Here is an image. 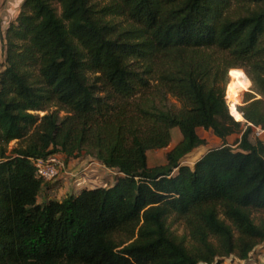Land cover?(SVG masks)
I'll use <instances>...</instances> for the list:
<instances>
[{
    "label": "trees",
    "instance_id": "obj_1",
    "mask_svg": "<svg viewBox=\"0 0 264 264\" xmlns=\"http://www.w3.org/2000/svg\"><path fill=\"white\" fill-rule=\"evenodd\" d=\"M229 72L251 87L244 122ZM249 124L264 130V0H25L0 65V264H247L264 245ZM200 128L223 146L190 166ZM51 155L89 156L116 182L52 198L33 164Z\"/></svg>",
    "mask_w": 264,
    "mask_h": 264
},
{
    "label": "crops",
    "instance_id": "obj_2",
    "mask_svg": "<svg viewBox=\"0 0 264 264\" xmlns=\"http://www.w3.org/2000/svg\"><path fill=\"white\" fill-rule=\"evenodd\" d=\"M24 1L25 0H0V65L3 62V38L5 36V30L8 28V26L12 22H15L17 20ZM173 132L174 131H172V134ZM203 132L205 133V132H210V131H205L204 129H201V128L198 129V134L200 135V137ZM176 139L179 143L182 139V135L180 137V135L177 134ZM259 140L263 141L262 139H259ZM170 148H171V145H170ZM154 152H157V151H154ZM154 152L148 153V159L150 156L149 154L154 153ZM79 159L80 158L71 159L67 162L66 164L67 167L65 168L63 175L60 177V179H58L62 181V185H60V188H61L60 191H62L65 194L67 193V195H65L63 198L58 196L55 199L63 200L64 198L68 196L78 195L84 189H93L97 187H109L111 182H112L111 186L115 184L116 182L115 178L118 175L116 171L106 168L101 162L89 156L81 157L82 160H79ZM196 162H194L190 166H193ZM150 163L151 162L149 159V164ZM150 167H154V166H150ZM73 184L77 188L76 191L70 190ZM55 189H56V185H55V188L50 192V196L52 198H54L52 194L56 191ZM256 254H258L259 258L260 257L264 258V250L259 251ZM251 260L252 259H250L248 262H251Z\"/></svg>",
    "mask_w": 264,
    "mask_h": 264
},
{
    "label": "rangeland",
    "instance_id": "obj_3",
    "mask_svg": "<svg viewBox=\"0 0 264 264\" xmlns=\"http://www.w3.org/2000/svg\"><path fill=\"white\" fill-rule=\"evenodd\" d=\"M229 81L231 82V78H230V72H229ZM233 81H239V82H241L244 86H245V84L243 83V81L242 80H239V79H234ZM230 84V83H229ZM229 86V85H228ZM246 88V87H245ZM251 88V87H250ZM250 88H249V90L248 91H246L245 90V92L241 95V97H240V103H239V105H238V107L239 106H242L243 104H244V100H245V98H246V94L250 91ZM227 91H228V88H227ZM227 95H228V103H229V106H230V108H231V104H232V102H231V99H230V97H229V93L227 92ZM171 103H175L176 104V106L177 107H179V104L178 103H176L173 99H171V101H170ZM61 116H64V114L62 113L61 114ZM242 121V120H241ZM174 132H173V136H172V144H171V148L169 147V148H167V149H165V150H162V151H157V152H154V153H150L149 155V159H150V166H158V165H163V164H165L166 163V154L168 153V151H170L172 148H173V146L176 144V143H178V141H177V139H176V137H177V134H179L180 135V137H181V132H180V130L179 129H174L173 130ZM201 137L202 138H205V140H206V145L205 146H202L200 149H198L195 153H193L189 158H188V162H187V164H189V165H192L194 162H196L197 160H199V159H201L203 156H205V154L207 153V152H209L210 150H212V149H217V148H219V147H221V146H223V142L222 141H220L216 136H215V134L212 132V131H210V132H203L202 134H201ZM241 135H234V136H231L230 138H229V140L227 141V143H228V145L229 146H231V147H233V148H236L237 147V143H238V141L241 139ZM250 139H251V141L252 142H256L258 139H257V137L254 135V134H252L251 136H250ZM260 139H262L263 141H264V135L260 138ZM173 145V146H172ZM17 146V143L16 142H13L11 145H10V149H13V148H15ZM64 160H65V158H64ZM79 160H82L81 159V157H80V159ZM66 163V162H65ZM66 167H67V165H66ZM63 173H64V170L62 171V173L59 175V177L55 180V185H56V191L52 194L53 195V197L54 198H57L58 196L59 197H61V198H63L65 195H67V193L65 194V193H63L62 191H60V185H62V181L61 180H58V179H60V177L63 175ZM57 181V182H56ZM111 184H112V182L110 183V185L109 186H111ZM76 187L74 186V184H73V186L71 187V191L73 190V191H76ZM254 219H255V221H256V223L257 224H260V222H261V219H264V216L263 215H261V214H258V213H255L254 214ZM170 227H171V230L173 231V233L175 234V236H177L178 238H180V239H184V240H187L188 241V236H187V232L185 231V227H184V225L181 223V222H178V223H175V224H172V223H170ZM264 250V245H262V246H260L259 248H258V250H257V252H255V254L256 253H258L259 251H263ZM252 254V256H251V262H246L247 264H264V258H259L258 257V254ZM245 262H242V261H240L239 259H237V258H235V257H232V258H229V259H225L224 260V263L223 264H244Z\"/></svg>",
    "mask_w": 264,
    "mask_h": 264
},
{
    "label": "built area",
    "instance_id": "obj_4",
    "mask_svg": "<svg viewBox=\"0 0 264 264\" xmlns=\"http://www.w3.org/2000/svg\"><path fill=\"white\" fill-rule=\"evenodd\" d=\"M249 125L253 127L254 130L252 134H254L257 139H260L264 135V130L261 127ZM33 164L37 169L38 175L47 182L55 181L66 168L64 157L61 155H51L47 158L36 159L33 161Z\"/></svg>",
    "mask_w": 264,
    "mask_h": 264
},
{
    "label": "bare ground",
    "instance_id": "obj_5",
    "mask_svg": "<svg viewBox=\"0 0 264 264\" xmlns=\"http://www.w3.org/2000/svg\"><path fill=\"white\" fill-rule=\"evenodd\" d=\"M245 86L239 81H233L228 87L229 97L231 99V112L235 118L239 121H245L244 117L238 111V105L240 103V97L245 92ZM228 99V97H227Z\"/></svg>",
    "mask_w": 264,
    "mask_h": 264
}]
</instances>
